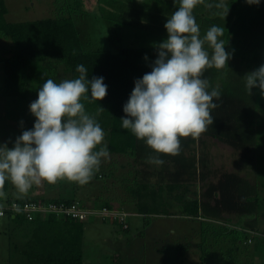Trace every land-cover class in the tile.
Segmentation results:
<instances>
[{
    "label": "rangeland",
    "instance_id": "1",
    "mask_svg": "<svg viewBox=\"0 0 264 264\" xmlns=\"http://www.w3.org/2000/svg\"><path fill=\"white\" fill-rule=\"evenodd\" d=\"M6 3V17L12 22L73 15L87 50L117 52L124 47H156L167 39L164 28L167 21L157 24L158 32L111 21L109 16L103 15L107 5L101 0H83L81 8L75 0H6ZM177 7L169 6L167 9ZM170 12L167 14L169 18L172 15ZM166 13V10L162 11L160 16H167ZM9 46L10 41L0 35V144L7 143L8 147H12L24 130L34 126L35 117L29 106L38 98V89L48 79L59 83L70 77L64 65L51 58L48 61L56 72H53L54 75L46 72L49 76L44 81H31L27 99L7 96L3 91V62L9 54ZM208 51L211 54V49ZM251 71L254 70L247 68L238 56L232 55L225 67L207 69L202 77L209 81V92L217 88L222 97L225 94L230 100H240L243 111L248 114L244 115V125L251 130L244 146L224 140L223 137H228L226 134L216 136L205 132L199 138L191 137L193 142L190 147L183 148L178 155L164 158L153 154L152 157L164 161L163 165L149 163V156L147 161L135 162L128 155L110 154L108 159L102 160L99 176L93 177L87 184L67 180H59L55 184L42 182L21 192L8 181L0 201L21 196L46 200L68 197L94 206L96 199L105 203L106 199L117 197L113 200L116 205L123 203L128 211L134 213L129 217V229L109 221H86L84 264H199L201 260L204 264H264V98L259 88H252L250 94L245 87L244 76ZM227 110L230 111V108ZM232 121L238 122L236 118ZM225 130L232 139L234 133L239 134L237 128L228 132V127H225ZM226 172L248 178L258 185L262 200L258 213L240 216L239 213L225 212L201 219L184 215V205L178 196L184 195L186 199L198 196L201 200H208L206 190L211 185H218ZM137 180H147L155 185L183 182L173 192H165L172 204L170 214L156 215L149 225L145 224L144 216L136 212L127 192V185ZM1 189L3 187L0 192ZM211 200L210 203L214 204V199ZM255 217V225H248ZM229 227L249 232L250 236L246 239L229 233ZM26 234L24 228L15 227L7 216L0 217V264L25 263L22 249ZM253 235L259 239L253 238Z\"/></svg>",
    "mask_w": 264,
    "mask_h": 264
},
{
    "label": "trees",
    "instance_id": "2",
    "mask_svg": "<svg viewBox=\"0 0 264 264\" xmlns=\"http://www.w3.org/2000/svg\"><path fill=\"white\" fill-rule=\"evenodd\" d=\"M101 1L107 5L108 14L104 11L103 15L109 16V20L125 22L134 27L156 32L159 29L157 24L159 22L163 24L164 20L166 22L169 11L174 13L179 7V0ZM220 2L221 0H204L203 4L197 5L194 9L193 15L200 27L201 37L211 26L224 27V35L221 39L226 44V51L238 56L247 68L256 70L264 64V0H260L259 5H249L245 0H223L229 8L227 16L225 9L223 11L222 8L215 6ZM75 3L80 8L84 6L83 0H75ZM175 5L178 7L171 8L172 10L168 8V11L167 7ZM165 10L167 16L161 17V12ZM7 13L6 0H0V35L10 41L9 54L3 62V91L7 96L27 99L31 81H44L49 76L46 72H56L55 67L48 61L51 58H56L58 64L64 65L69 79L78 78L79 73L76 68L78 65H84L88 79L103 77L107 85V95L103 100L91 99L89 91L87 98L82 99L81 102L85 106L86 113L94 117L104 130L103 143L109 153L131 156L135 162L147 161L146 158L152 157L153 154L167 157L154 152L145 141L137 139L130 130L123 129L120 120L125 116L123 106L131 95L135 80L151 71V65L157 59V47H124L117 52L106 49L87 50L80 36L77 21L71 14L12 22L7 19ZM239 101L235 98L230 100L225 94L223 97L220 95L218 100L214 98L213 102L218 106L211 110V115L215 118L212 116L214 122L208 126L206 132L216 136L226 134L228 137H223L224 140L242 147L251 130L247 128L248 125L247 127L246 124L244 125V115L248 114L243 111L244 108ZM100 107L105 110L102 111ZM228 108L230 111L227 110ZM233 118L238 122L234 123ZM225 127H228V132L237 128L240 135L234 133L232 139ZM183 139L180 151L190 147L193 142L191 137ZM98 171L93 177L99 176ZM7 183L8 181L1 189L0 199ZM182 184L183 182L176 181L166 185L162 182L155 185L147 180H137L127 185V192L129 199L135 205L136 212L143 215L145 224L149 225L154 216L170 214L172 204L167 200L165 192H173ZM217 184L211 185L206 190L205 195L208 200H201L198 196L186 199L184 195H179L178 199L184 205V215L192 219H201L208 215L220 216L225 212L239 213L240 216L258 213L262 200L259 196L260 189L252 180L226 172ZM212 198L214 204L210 203ZM12 199L24 201L39 198L22 196L5 198V200ZM114 199L117 197L106 199L105 203L96 199L93 204L97 207L108 206L127 210L123 203L116 205ZM48 200L72 202L77 199L58 197ZM78 201L85 205L82 200ZM7 217L15 227L27 231L25 247L22 249L24 264H84L86 221L57 214L37 216L34 220L26 219L22 213H17L15 217L13 215ZM255 220L256 217L251 223L248 222V225L254 224ZM228 230L229 233L246 239L250 236L249 232L238 228L229 227ZM253 238L259 239L256 235H253ZM199 264H204V260Z\"/></svg>",
    "mask_w": 264,
    "mask_h": 264
},
{
    "label": "clouds",
    "instance_id": "3",
    "mask_svg": "<svg viewBox=\"0 0 264 264\" xmlns=\"http://www.w3.org/2000/svg\"><path fill=\"white\" fill-rule=\"evenodd\" d=\"M245 2L259 5L260 0ZM203 3L179 0L178 9L164 24L167 39L156 46L151 71L135 80L123 106L122 128L161 155H178L181 138H199L213 124L211 110L218 106L213 100L220 98V92L217 88L209 92V81L202 77L205 70L222 69L232 58L221 39L224 27L211 26L201 37L193 11ZM215 6L225 9L227 16L229 8L223 0ZM76 71L78 78L46 80L29 106L35 117L33 128L24 130L12 147L0 144V188L6 181L21 192L42 182L87 184L102 160L109 158L104 130L81 102L89 91L91 99L103 100L107 85L103 77L88 79L84 65ZM244 77L247 91L251 94L252 88H259L264 98V64ZM148 162L164 163L158 157H149Z\"/></svg>",
    "mask_w": 264,
    "mask_h": 264
},
{
    "label": "built area",
    "instance_id": "4",
    "mask_svg": "<svg viewBox=\"0 0 264 264\" xmlns=\"http://www.w3.org/2000/svg\"><path fill=\"white\" fill-rule=\"evenodd\" d=\"M17 213H22L28 220H34L37 216L57 214L82 221H109L119 223L124 229L129 228V217L134 214L125 209L83 205L78 200L72 202L43 199L0 201V217L16 216Z\"/></svg>",
    "mask_w": 264,
    "mask_h": 264
},
{
    "label": "crops",
    "instance_id": "5",
    "mask_svg": "<svg viewBox=\"0 0 264 264\" xmlns=\"http://www.w3.org/2000/svg\"><path fill=\"white\" fill-rule=\"evenodd\" d=\"M151 47V46H150ZM134 164H136L135 162H134ZM134 166V165H133ZM138 168H140L139 166H138ZM141 169H139V171H140Z\"/></svg>",
    "mask_w": 264,
    "mask_h": 264
},
{
    "label": "water",
    "instance_id": "6",
    "mask_svg": "<svg viewBox=\"0 0 264 264\" xmlns=\"http://www.w3.org/2000/svg\"><path fill=\"white\" fill-rule=\"evenodd\" d=\"M14 216V215H13ZM15 217V216H14Z\"/></svg>",
    "mask_w": 264,
    "mask_h": 264
}]
</instances>
